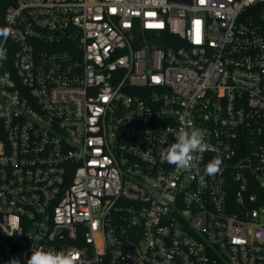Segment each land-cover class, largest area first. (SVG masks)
<instances>
[{
  "label": "built area",
  "instance_id": "obj_1",
  "mask_svg": "<svg viewBox=\"0 0 264 264\" xmlns=\"http://www.w3.org/2000/svg\"><path fill=\"white\" fill-rule=\"evenodd\" d=\"M0 28V264H264V0H0Z\"/></svg>",
  "mask_w": 264,
  "mask_h": 264
},
{
  "label": "clouds",
  "instance_id": "obj_2",
  "mask_svg": "<svg viewBox=\"0 0 264 264\" xmlns=\"http://www.w3.org/2000/svg\"><path fill=\"white\" fill-rule=\"evenodd\" d=\"M10 34L9 29L0 28V36L7 38ZM7 59L6 50L0 46V61ZM206 133L199 128L189 126L180 128L175 142L161 149L160 158L162 161L174 165L176 169L190 171L199 166L203 160V154L209 150V144L206 142ZM223 163L222 156L217 151L205 166L204 173L207 176H213L221 171ZM205 177H200L201 185H204ZM78 251L65 253L63 251L45 250L43 247L32 249L27 258V264H77ZM10 264H19V260L12 259Z\"/></svg>",
  "mask_w": 264,
  "mask_h": 264
},
{
  "label": "trees",
  "instance_id": "obj_3",
  "mask_svg": "<svg viewBox=\"0 0 264 264\" xmlns=\"http://www.w3.org/2000/svg\"><path fill=\"white\" fill-rule=\"evenodd\" d=\"M153 47H165L167 44L163 42L151 41Z\"/></svg>",
  "mask_w": 264,
  "mask_h": 264
},
{
  "label": "water",
  "instance_id": "obj_4",
  "mask_svg": "<svg viewBox=\"0 0 264 264\" xmlns=\"http://www.w3.org/2000/svg\"><path fill=\"white\" fill-rule=\"evenodd\" d=\"M243 155H244V149L242 148L241 151L236 153V156L233 158V161L240 159L241 157H243Z\"/></svg>",
  "mask_w": 264,
  "mask_h": 264
}]
</instances>
